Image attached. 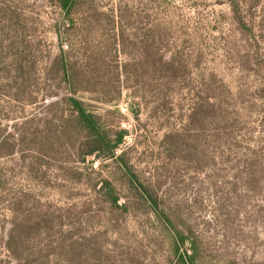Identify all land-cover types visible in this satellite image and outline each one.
Segmentation results:
<instances>
[{
    "label": "rangeland",
    "instance_id": "rangeland-1",
    "mask_svg": "<svg viewBox=\"0 0 264 264\" xmlns=\"http://www.w3.org/2000/svg\"><path fill=\"white\" fill-rule=\"evenodd\" d=\"M74 3L0 0V264H264V0Z\"/></svg>",
    "mask_w": 264,
    "mask_h": 264
},
{
    "label": "trees",
    "instance_id": "trees-1",
    "mask_svg": "<svg viewBox=\"0 0 264 264\" xmlns=\"http://www.w3.org/2000/svg\"><path fill=\"white\" fill-rule=\"evenodd\" d=\"M75 0H56L57 5L64 11V13H70L73 9ZM62 59H59L55 62V66L58 65L57 69L61 71L64 82L67 85L68 91H70L73 95L65 98L66 108H62L63 112H66V117L68 122L72 123L80 132L84 133V147L85 150H82L80 154L82 156H99L101 153L105 155H113L114 151L122 141V137L124 135V130H120L117 132L115 138L110 140L107 137L104 130L101 128L100 118L99 116L92 110L86 108L84 102L74 96L78 93L79 88L77 87L76 80V70L71 62H67L65 60V52L61 48V56ZM86 88H83L82 91H85ZM106 98V97H103ZM100 98V99H103ZM111 98H107L104 101L109 102ZM78 131V132H79ZM107 193L111 194V190H108ZM112 202L115 204L117 202V198L112 196ZM168 221V220H166ZM17 226L14 224L11 227L9 237L6 240V247L8 252L10 253V258L14 260L13 264H44L46 257H37V258H23L18 254L19 248L21 245L18 243L21 238H18L17 235H14ZM20 239V240H19ZM175 242L177 243V238L175 235ZM178 262L181 264H193V256L188 254V251L178 253L177 255Z\"/></svg>",
    "mask_w": 264,
    "mask_h": 264
}]
</instances>
